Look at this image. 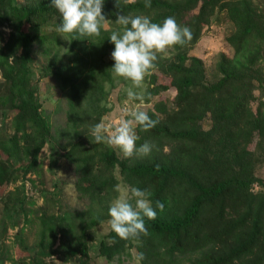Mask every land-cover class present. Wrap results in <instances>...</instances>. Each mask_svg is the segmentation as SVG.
I'll use <instances>...</instances> for the list:
<instances>
[{
    "label": "trees",
    "instance_id": "trees-1",
    "mask_svg": "<svg viewBox=\"0 0 264 264\" xmlns=\"http://www.w3.org/2000/svg\"><path fill=\"white\" fill-rule=\"evenodd\" d=\"M262 5L263 0H150V6L146 0H105L109 21L88 40L59 33L61 16L50 0H0V109L13 115L14 130L0 137L7 155L0 158V187L14 178L13 166L24 176L36 171L41 151L51 144L63 151L80 197L88 200L82 211L56 213L47 212L50 200L44 196L45 207L33 220L39 225L37 252L27 264H46L59 254L90 264L91 232L109 220L118 169L127 184L148 188L165 208L146 220L149 234L139 240H122L111 231L99 243L100 257L112 261L136 249L144 254L142 264H264V180L255 173L257 153L249 149L256 137V150L264 147ZM123 13L157 23L173 16L192 34L170 49L171 56L158 54L155 69L169 84L151 76L144 101L152 103L172 88L174 107L158 101L147 110L158 123L147 131L137 127V143L148 140L153 150L125 159L88 135L111 111L116 77L107 37ZM221 16L234 26L226 41L235 56L221 57L219 78L210 83L203 61L190 51ZM55 19L57 30L47 31ZM39 57L40 78L52 79L67 100L65 125L54 126L42 109L33 69ZM208 116L212 126L205 130ZM22 193L16 189L3 199L8 210L24 211Z\"/></svg>",
    "mask_w": 264,
    "mask_h": 264
},
{
    "label": "rangeland",
    "instance_id": "rangeland-1",
    "mask_svg": "<svg viewBox=\"0 0 264 264\" xmlns=\"http://www.w3.org/2000/svg\"><path fill=\"white\" fill-rule=\"evenodd\" d=\"M262 6L264 8V0ZM56 22L57 19L54 20L47 31L55 32L57 30L55 27ZM5 31L8 36L10 30L5 29ZM233 31V24L221 16L218 22L205 29L200 41L190 51L192 57L200 58L203 61L210 83L219 78L217 65L221 57L225 55L232 59L235 56L234 49L226 41L227 36ZM163 54L164 56H171V50L168 49ZM43 63L44 60L39 57L33 67L34 83L39 88L38 96L42 109L54 126L65 125L67 121V100L52 79L40 78V68ZM153 75H157L158 82L169 84L167 78L161 76L157 69H153L144 82L143 87L145 90L151 84L150 77ZM0 81H3L1 72ZM128 87H130L128 81L116 77L115 86L112 88L109 97L111 111L105 116L104 121L114 125L118 124L121 119L125 118L126 107H140L147 111L158 101L163 102L169 109L174 107L176 92L172 88L155 97L152 103L147 104L144 100L142 102L128 101L126 96ZM256 94L260 97L262 93L258 91ZM262 96L264 99V93ZM12 117V114L9 115L0 109V137H9L14 134ZM202 125L205 130H209L212 126L211 118L208 116ZM258 140L257 137L252 140L249 149L257 153L255 173L264 180V147L262 151L258 152L256 150ZM117 153L121 159L126 158L118 150ZM63 155L62 150L52 148L51 144H47L39 155V167L36 171L24 176L20 167L13 166L14 178L0 187V264H27L32 262L33 255L37 252L39 231L38 222L33 220L36 218L37 211L45 207L44 196H47L50 200L49 207H46L47 212L55 210L56 213H62L69 209L80 211L86 209L88 200L80 197L77 178ZM0 158H7V155L1 149ZM116 175L120 181L119 185H129L124 181L119 169L116 171ZM16 189L21 190L23 197L26 198L24 211L21 210L20 206L8 210L4 204L3 199L7 197L9 192ZM258 189L259 187L256 186V190ZM110 232L108 221L92 230L89 245L92 257L90 264H136L135 256L138 253L136 249H131L129 255L112 261L99 256V243ZM46 264H80V260L79 256L65 260L59 254L48 259Z\"/></svg>",
    "mask_w": 264,
    "mask_h": 264
},
{
    "label": "clouds",
    "instance_id": "clouds-1",
    "mask_svg": "<svg viewBox=\"0 0 264 264\" xmlns=\"http://www.w3.org/2000/svg\"><path fill=\"white\" fill-rule=\"evenodd\" d=\"M58 10L61 23L58 31L74 38L100 36L105 23L109 21L103 12L105 0H50ZM150 6V0H146ZM115 24L107 39L114 45L111 70L115 77L128 81L126 89L128 101H143L147 97L144 82L155 69L158 54L165 53L175 46H183L191 40V30L181 26L175 17L168 16L162 22H154L143 14H117ZM72 40V39H71ZM69 40V41H71ZM148 111L140 107L125 108V118L116 125L103 119L91 125L88 135L94 143L106 144L123 154L126 158L148 156L154 145L145 140L137 143L140 137L137 127L147 131L155 127ZM115 198L108 206V223L112 232L122 240H139L149 234L146 220H155L158 211H163L165 203L151 199L152 192L134 184L115 185ZM143 252L135 256L136 264H142Z\"/></svg>",
    "mask_w": 264,
    "mask_h": 264
}]
</instances>
